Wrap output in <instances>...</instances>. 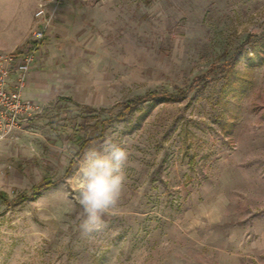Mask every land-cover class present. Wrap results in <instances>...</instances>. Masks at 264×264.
Instances as JSON below:
<instances>
[{"label": "rangeland", "instance_id": "374dc122", "mask_svg": "<svg viewBox=\"0 0 264 264\" xmlns=\"http://www.w3.org/2000/svg\"><path fill=\"white\" fill-rule=\"evenodd\" d=\"M35 5L0 0V52ZM63 5L59 96L0 142V264H264V0ZM109 138L127 181L88 236L71 177Z\"/></svg>", "mask_w": 264, "mask_h": 264}, {"label": "clouds", "instance_id": "9594fccd", "mask_svg": "<svg viewBox=\"0 0 264 264\" xmlns=\"http://www.w3.org/2000/svg\"><path fill=\"white\" fill-rule=\"evenodd\" d=\"M0 136V140H3ZM129 151L111 138L82 154L79 167L71 177V184L82 208L79 228L93 236L106 229L105 215L119 207L127 176Z\"/></svg>", "mask_w": 264, "mask_h": 264}, {"label": "built area", "instance_id": "2783aa9c", "mask_svg": "<svg viewBox=\"0 0 264 264\" xmlns=\"http://www.w3.org/2000/svg\"><path fill=\"white\" fill-rule=\"evenodd\" d=\"M59 0H35L29 41L20 53L0 52V136L3 140L13 131L26 126L43 110L41 103L26 99V77L42 48L47 28L54 18L49 4ZM3 140H0L3 141Z\"/></svg>", "mask_w": 264, "mask_h": 264}, {"label": "crops", "instance_id": "0c3cea01", "mask_svg": "<svg viewBox=\"0 0 264 264\" xmlns=\"http://www.w3.org/2000/svg\"><path fill=\"white\" fill-rule=\"evenodd\" d=\"M48 9L54 11V18L45 32L42 41V48L36 54V59L26 77V85L23 95L26 99L47 103L59 96L57 81L61 77L59 66L56 67L57 59L61 58L56 50L55 40L67 34V8L63 5V0L56 4H49ZM32 24V22H31Z\"/></svg>", "mask_w": 264, "mask_h": 264}, {"label": "trees", "instance_id": "16d2710c", "mask_svg": "<svg viewBox=\"0 0 264 264\" xmlns=\"http://www.w3.org/2000/svg\"><path fill=\"white\" fill-rule=\"evenodd\" d=\"M155 97V96H154ZM147 98H138L137 100L139 102L145 101ZM131 108H127L125 109V111H129ZM50 185H52L48 180H44L41 183H39L38 185H34L31 187V192L29 195H27L26 193L20 195V199L21 200H27V199H31L34 196H36L40 191L47 189ZM3 195V193L0 192V197Z\"/></svg>", "mask_w": 264, "mask_h": 264}]
</instances>
